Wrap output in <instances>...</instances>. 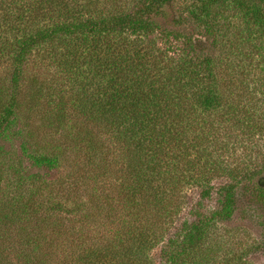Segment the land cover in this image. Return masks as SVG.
I'll return each mask as SVG.
<instances>
[{
  "label": "trees",
  "instance_id": "1",
  "mask_svg": "<svg viewBox=\"0 0 264 264\" xmlns=\"http://www.w3.org/2000/svg\"><path fill=\"white\" fill-rule=\"evenodd\" d=\"M176 1L0 0V68L11 71L9 85L0 77V177L14 176L0 186V264H158L152 253L159 246V264H243L216 261L204 250L216 222L229 220L239 201L264 210V166L232 168L223 157L232 133L215 127L214 111H226L225 122L238 111L229 104L231 79L223 87L214 72V41L187 33L200 13L184 17ZM207 18L212 36L216 24ZM156 34L184 38L195 53L167 55ZM34 57L39 69L51 62L73 85L72 103L85 124L66 135V149L32 147L31 115L26 132L13 133ZM31 90L29 113L41 93ZM52 92L61 97L62 85L50 99ZM59 100L49 102L45 111L53 114L43 122L64 130L70 119ZM24 135L21 156L1 145ZM65 150L89 156L95 177L109 180L95 200L73 186L62 195L65 183L57 193L46 179L63 166ZM83 164L72 175L77 180ZM222 177L230 181L216 185ZM191 188L201 200L217 195L218 209L208 217L193 208V219L169 236ZM89 222L106 232L86 238Z\"/></svg>",
  "mask_w": 264,
  "mask_h": 264
},
{
  "label": "rangeland",
  "instance_id": "2",
  "mask_svg": "<svg viewBox=\"0 0 264 264\" xmlns=\"http://www.w3.org/2000/svg\"><path fill=\"white\" fill-rule=\"evenodd\" d=\"M202 1L204 0H177L175 8L180 12L182 11L184 17L189 16L190 11L197 9L200 16L197 14L196 17L194 16L196 18L192 22L194 26L187 33L197 39L214 41L211 52V54H214L215 60L214 72L223 81V87L227 75L231 79V83L228 82L227 84L229 89H233L229 104L239 107L238 111L234 116L229 117L226 120L227 122L223 120L226 117V111H214L215 127L220 124L224 125V131L229 130L232 133L231 140L229 139L231 150H229V153L224 152L223 157L232 168L243 167L252 170L256 167L261 168L264 166V2L262 0H221L219 4L207 5ZM207 16L214 17L213 22L216 25L214 26L213 37L206 33L204 27L205 22L209 21ZM153 37H156L157 44L167 52V55L178 57L181 54L195 53L193 50L188 49V42L184 38L175 39L174 36L166 34L163 36L156 34ZM36 58L33 59V63L27 66L26 87L22 97V101L26 103L23 112L16 120L13 133L16 135L19 132H26L25 117L31 115L32 124L29 129L37 136V139L35 138L37 142H34L31 145L32 147L52 148V145L57 144L66 149L67 142H64L66 141V135L73 132L75 128L77 130L81 128L84 122L82 117L75 111L72 103L73 85L59 73L58 68L51 62H45L43 68L39 69L37 67L39 60ZM38 75L40 76L38 86L31 87L30 80ZM0 77L9 85L11 71L1 67ZM58 83H60V86L62 85L64 94L58 97L56 93L52 92L54 94L50 99L49 93L54 87L59 86ZM232 83L233 87H231ZM31 89H39L41 93L40 100L36 102L38 104L35 111L29 113L27 95L33 92ZM61 98L66 103V113L70 122L64 130H55V128L48 127L49 124L45 125L43 119L46 116L51 117V114H53L46 113L48 109L51 110V106L53 107V105H49V102H55ZM223 129L221 131L224 133ZM220 136L223 138L222 134ZM24 139L25 135L15 136L12 141H4L1 145L8 150L14 148V153L21 156L20 147ZM65 151L67 154L64 157L63 166L45 175L46 179L53 183L52 186L57 193L58 190L62 191L63 186L61 184L65 183L66 188L62 195L67 196L70 192L68 187L73 186L76 187L75 194H82L83 192V194L86 193L85 195H93L90 198H94L100 188L108 187L109 180L100 181L95 177L97 173L92 170L90 160H88L89 156L83 158L77 155L74 150ZM220 161L222 160H218V162ZM82 162L84 163L83 175L80 180H77V177L72 175L75 170L77 171L82 167ZM25 165L31 173L36 171L30 162L26 161ZM12 178H14L12 174L0 177V186L5 185ZM226 181H230V179L222 177L214 180V183L220 185ZM187 194V204L182 210L180 218L176 219L174 227L171 228L168 234L169 236L174 235L182 222L193 219L194 216H191L193 215V208L208 217H211L218 209L219 198L215 194L212 198L203 200L200 199L196 189H189ZM201 203L202 205H200ZM87 226L84 233L86 238L97 233L96 230L106 232L105 228L97 229L96 224L92 222H89ZM263 238L264 210L256 205H250L246 199H243L238 202L237 208L229 220L216 222L215 232L213 228L207 242L208 247L204 251L205 254H209L213 258L214 255L217 256L216 261L264 264ZM161 249L162 246H159L152 253L158 264L162 261Z\"/></svg>",
  "mask_w": 264,
  "mask_h": 264
}]
</instances>
